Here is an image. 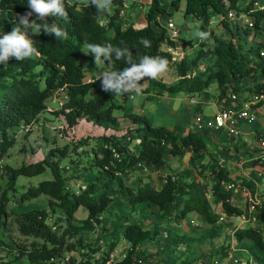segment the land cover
<instances>
[{
	"label": "trees",
	"instance_id": "trees-1",
	"mask_svg": "<svg viewBox=\"0 0 264 264\" xmlns=\"http://www.w3.org/2000/svg\"><path fill=\"white\" fill-rule=\"evenodd\" d=\"M137 1L139 0H134V4ZM183 1L182 16L198 22V32L206 34L204 40H210L209 45L204 40L198 41L194 54L189 59L182 56L174 60L165 51L166 47L174 48L176 44L168 39L165 24L167 20L171 21L168 16L170 12L161 7L160 0H148L143 14L145 25L141 27H133L122 16L123 0H113L111 12L103 15H97L96 10H80L75 3L69 6L65 0L67 19L49 16L46 22L55 21L67 32V39L57 40L54 35L41 32L32 37L38 55L23 61L10 58L6 64H0V172L7 176L10 190H14L19 176L32 178L46 170L50 176L35 185L28 184L19 192L21 202L41 198L45 200V205L18 214L11 213L10 216L20 236L33 238L40 241V244L33 242L29 249L12 251L1 248L0 240V249L7 252L6 260L0 261V264H136V250L142 243L154 240L158 233L138 222L129 221L128 215L123 212L109 224L111 239L106 245L88 244L84 240L76 244L67 243V238L93 230L95 224L101 223L98 217L117 201L131 210L137 206L150 208L159 218H172L174 221L184 220L188 214L194 213L208 226L205 238L217 236V217L197 197L187 195L176 210H173L172 206L177 198L190 189L187 184L171 182L169 176L164 183H158L157 188L145 181L131 190L125 183L127 174L139 169L137 165L158 170L167 167L168 158H180L186 152H190L189 160L192 161L193 156L206 151L202 136L195 132L177 136L163 127L153 126L144 115L135 113L123 114L124 118L136 125L133 134L126 132L116 135L114 132L119 130V121L113 112L122 107L115 104L105 92L85 99L96 84L95 81H83L84 72L76 63L83 44L110 43L114 46H127L137 62L140 55L166 58L167 67L172 69L176 77L175 82L165 85L158 78L146 80L148 86L151 85L160 92L183 93L192 97L206 93L211 85H215V102L224 107L229 106L232 95L260 93L264 85V0ZM169 3L176 9L174 0ZM27 10V0H0V16L5 19L0 22V32L10 31L15 14H23ZM228 13L233 18L239 15L247 18L248 24L240 25L237 18L234 24L235 29L240 30V35L249 38L247 47L244 40H239L236 35L221 40L213 37L210 32L206 33L209 21L219 17L218 24L231 34ZM160 15L166 17L163 24L159 22ZM30 19H35V15ZM141 37H146L151 46L145 48L141 45ZM183 45L181 43L179 47L183 49ZM260 53H263L262 57L259 56ZM112 57V63L104 62L110 71L130 66L123 59L115 60V53H112ZM200 63H203L200 70L196 74H190L191 68L198 67ZM142 81L144 79L140 82ZM59 92L63 94L64 100L53 115L61 120L65 129H72L79 121H84L100 129L103 134L53 148L36 164L20 165L18 168L2 165V158L15 144L16 130L20 127H32L48 111L46 101ZM253 107H264V100ZM64 159H69L70 164H83L84 168L94 171V179L76 190L71 189L65 183L64 168L59 167ZM252 164L258 165L264 174V158L261 161L259 157H255ZM201 167L203 169L204 165ZM210 174L214 182L212 193L219 200L224 215H246L254 220L253 224H247L244 228L232 229L231 238L236 243L248 241L250 245L246 248L251 254L255 250L264 255V206L252 204L250 212L246 206H232L229 202L230 192L223 188V184L232 182L228 172L215 167L211 168ZM233 184L252 191L247 183ZM4 202H0V238L5 235ZM79 208L85 212V218L76 224L74 214ZM55 212L61 215L57 217L55 225L58 222L65 225L60 231V228L55 229L56 226L53 228L47 224L49 216ZM119 240L127 244L126 252L120 261L109 263V256ZM192 241L188 236L168 233L164 239L167 246L174 247H188ZM60 257H66V260L62 263L49 262L50 259ZM255 260L264 263L258 255ZM180 264L189 263L182 261Z\"/></svg>",
	"mask_w": 264,
	"mask_h": 264
},
{
	"label": "rangeland",
	"instance_id": "rangeland-1",
	"mask_svg": "<svg viewBox=\"0 0 264 264\" xmlns=\"http://www.w3.org/2000/svg\"><path fill=\"white\" fill-rule=\"evenodd\" d=\"M68 2V0H66ZM148 1V0H147ZM172 0H160V5L170 12V17L173 27L178 30L177 42L183 43V49L180 48V52L183 56H187L189 59L194 54L196 44L201 39L196 35L198 32V22L193 21L190 18H184L182 16L183 0H174L176 2L175 7L170 5ZM71 3H75L76 7L80 10H88L89 12L96 10L94 7H85L78 3V0H71ZM144 6L146 4H137V6ZM134 0H123V15L126 17L134 10ZM145 10V8H144ZM234 14L233 12H231ZM2 15V14H0ZM219 18V17H218ZM218 18L211 19L206 27V33H211L213 37L221 40H227L231 35L238 36L239 40H244V45L247 47L249 38H245L240 35V30L235 29V22L238 19L240 25L248 24L246 17L239 15L238 17L232 16L229 18V28L232 30L231 34L223 29L218 24ZM160 24L166 20L165 15L159 16ZM3 16H0V22H4ZM236 30V32H234ZM167 33V31H166ZM206 41V40H204ZM209 45L210 40L206 41ZM82 45L81 54L76 59L78 67L86 73L88 77L93 76L100 69L104 68V63L96 65L94 63L95 54L88 53L85 55L83 51H86ZM199 46V45H198ZM174 60L180 59L177 55L170 54ZM203 63H200L198 67L191 68L190 74H196L198 69L202 67ZM94 73V74H93ZM164 83L176 79L172 73V69H167L160 73L157 77ZM100 85L96 84L86 95L85 99H91L100 92H104L100 89ZM111 97L112 93L105 92ZM206 95V97H205ZM216 95L215 85H211L206 93L192 96L193 105H189L187 99L183 102H176L172 100L171 105L169 100L154 99L149 103L139 106L142 101L135 99L132 103V113L135 111L144 113V116L148 118L151 124L155 127H163L174 133H183L184 128L187 126L188 117L187 114L193 112V106L199 103L200 99L205 97L206 105L201 113L202 124L206 125L208 119L215 111L214 101ZM152 99V98H151ZM63 94L57 93L54 98L46 101V108L49 110L44 112L34 125L30 128H18L16 130L15 144L12 149L8 151L6 156L2 158L1 164L9 166L11 168H18L20 165H32L40 162L49 150L53 148H60L66 144H73L79 139L99 137L103 134L100 129L79 121V123L72 129H65L61 120L53 115V112L57 110V105L63 102ZM115 104L116 102L113 101ZM135 103V104H134ZM179 104V105H178ZM221 104V103H219ZM153 105L152 109L150 107ZM120 106V105H119ZM156 106V107H155ZM196 107V106H194ZM124 109V108H123ZM116 110L113 113L119 119L120 127L116 135L133 134L136 125L129 122L123 117V114L130 113L129 109ZM198 117H195V119ZM194 119V122H195ZM195 124V123H194ZM183 127V128H179ZM243 132L240 128L239 134L236 137H226L218 142L215 147L209 146L210 154L200 153L199 156H193V160L190 161L184 154L180 158H168L167 167L164 168L163 173L153 169H134L125 177V183L131 190H135L139 184L147 181L153 187H158V183L162 184L161 180L164 177L173 176L175 181L190 186L187 193L177 198L176 203L172 206L173 210H176L178 204L187 195H193L199 200L206 203L210 210L215 214L217 218L221 217L222 221H216L215 228L217 230V236L215 238H205L208 226L194 213L188 214L184 220L174 221L172 218H159L158 214L150 208L137 206L131 210L121 202L117 201L111 204L108 209L101 214L98 218L101 223L95 224L93 230L89 232H83L74 237L67 238V243L76 244L78 241H85L88 244H98L99 246L106 245L111 239V233L109 224L113 222L117 216H120L121 212L128 215L129 221L138 222L143 226L151 230H156L158 236L151 241L142 243L136 250V261H140L139 264H180L185 261L189 264H264L255 260V256H260L264 260V255L257 253L253 250V254L248 251L246 247L250 245L248 241L236 243L231 238L232 229L244 228L245 216L239 217H226L220 208V202L216 195L212 193L211 187L214 185L211 179V168L220 167L229 173L232 183H247L251 186L252 191H249V197L242 196V194L234 189L230 192V204L237 208H243L246 206L248 212L251 211V205H263L264 206V174L258 165H253L252 162L260 152L257 149V145L263 143L264 147V108H258L256 111L255 121L250 126H243ZM113 132V131H112ZM244 133V134H243ZM246 133V134H245ZM113 134V133H111ZM128 135V134H127ZM210 140L207 139V145ZM234 146V148H232ZM188 153V152H187ZM185 160V161H184ZM204 165L202 169L201 166ZM83 164H70L69 159H64L60 162L59 167L65 170V183L73 190L78 187H82L86 182L94 179V171L88 170L83 167ZM6 175L0 172V202H4L3 225L5 235L1 240V248L15 251L16 249H29L30 244H40V241L30 237H22L18 234L16 226L12 223L10 216L11 213H21L31 208L38 206H44L45 200L38 198L30 201L21 202L19 200V192L25 188L28 184L35 185L37 182L45 179H49V172L46 170L43 174L32 178H26L19 176L14 185V190H10L7 186ZM222 185V184H221ZM223 190V188H221ZM61 216L59 212H55L54 215H50L47 224L53 228H60L59 231L64 228L63 223H56L57 217ZM122 216V215H121ZM85 218V212L82 208L74 214V222L79 224ZM244 218V220H243ZM168 234H178L190 237L193 241L188 247L179 245L177 247L167 246L164 242L165 236ZM127 249V244L122 240H119L113 252L109 256V263H116L120 261ZM6 251L0 249V261L6 260ZM75 253H73L74 255ZM137 264V263H136Z\"/></svg>",
	"mask_w": 264,
	"mask_h": 264
},
{
	"label": "clouds",
	"instance_id": "clouds-1",
	"mask_svg": "<svg viewBox=\"0 0 264 264\" xmlns=\"http://www.w3.org/2000/svg\"><path fill=\"white\" fill-rule=\"evenodd\" d=\"M112 2L113 0H78V3L85 7H94L97 15L110 13ZM68 4L71 6V0H68ZM27 8L28 10L23 14H15L10 31L0 32V64H6L10 58L23 61L38 55V49L32 37L40 35L41 32L49 36L54 35L57 40L67 39V32L61 29L55 21L46 22L49 16L67 19L65 0H27ZM33 15L35 19H30ZM196 35L203 39L206 34L197 32ZM139 43L145 48L151 46V42L146 37H141ZM84 48L86 49L83 51L85 55L95 54L94 63L96 65L105 61L112 63V53H115V60L123 59L130 65L118 71H105L97 77V80H100L101 90L115 96L132 93L140 95L144 89V84L140 81L156 79L168 66V60L158 55H140L137 62L127 46L86 43Z\"/></svg>",
	"mask_w": 264,
	"mask_h": 264
},
{
	"label": "crops",
	"instance_id": "crops-1",
	"mask_svg": "<svg viewBox=\"0 0 264 264\" xmlns=\"http://www.w3.org/2000/svg\"><path fill=\"white\" fill-rule=\"evenodd\" d=\"M147 3H148L147 0H139V1H137L135 3V8H134V10L137 9V12L136 13L132 12L130 15H127L125 17L126 21L128 23L132 24L133 27H141V26L145 25V21H144L143 14H144V8L146 7ZM137 4H143V5L146 4V5H144V6L138 5L137 6ZM105 71H110V70H109L108 67L104 66V68L100 69L99 72H97L96 74L93 73L94 75L91 76V77H88L86 75V73H85L84 74L83 81L88 82L89 80H95V84H99L100 85V80H97V77L100 76ZM158 79H160V78H158ZM175 80L176 79H172V81H170L168 83H164L162 80H161V82L163 84H165V85H170V84L174 83ZM140 83L141 84H144V89H143V91H142V93L140 95H135L134 93H132V94H125V95H122V96H115V95L112 94V96H113L112 97V100L115 101L117 105H120L122 107V109L123 108L124 109H129L130 110V113H132V111H131L132 110V106H133L132 103L135 101V99L139 100L141 98L140 101H142V102L139 105L141 107L144 106L143 104L149 103V101L156 100V99H154L153 96H155L157 99H162L163 98V99H165V101L166 100H169V102H170L171 105L173 104L172 100H174L176 102H179V104H180V102H183V100H185V99H187V101L192 100V97H189L188 95L183 94V93L167 94V93H164V92H160V91H158L157 88H155V87H153L151 85L148 86L147 81H142ZM205 97H206V95H205ZM205 97L199 100L200 101L199 102L200 104L197 106L198 108L197 107H194L195 106L194 105L193 106V108H194L193 112L190 113V114H187V116H189V117L187 119L188 120L187 126L183 129L184 132L183 133H181V132L174 133L173 131L172 132L175 135H177V136H184L188 132L199 133L202 136V138H203V140L205 142V145H206V151L205 152L208 153V154H210L209 151H211V150H210L209 146L215 147L217 145L216 141L218 142V144H221V143H219V141L223 140L226 135L224 134L223 131L218 130V129H215V128H211V126H209V125H204L203 126V124H202V118H201V113L203 111L204 106L206 105ZM188 104H189V102H188ZM214 106H215V111H214L213 114L217 113L222 108H225L223 105L217 104L215 101H214ZM152 107H153V105L150 107V110L152 109ZM260 108H262V107H260ZM135 114H141V113L135 111ZM142 115H144V113H142ZM195 117H199L201 119V123H200L199 126H197L196 124H194L195 123L194 122ZM210 118L208 119V121L210 120ZM243 126L246 127L245 124H242V123L238 124V129L240 130V128H241L242 129V132H243V129H244ZM119 127H120V123H119ZM179 128H183V127H179ZM220 138H221V140H220ZM207 139L210 140V143L208 145H207ZM232 148H234V147H232ZM185 155L189 159V157H190L191 154H190V152H188V153L186 152ZM170 159H172V158H170ZM164 168L165 167H163L161 169H158L156 171H158V173H163Z\"/></svg>",
	"mask_w": 264,
	"mask_h": 264
},
{
	"label": "built area",
	"instance_id": "built-area-1",
	"mask_svg": "<svg viewBox=\"0 0 264 264\" xmlns=\"http://www.w3.org/2000/svg\"><path fill=\"white\" fill-rule=\"evenodd\" d=\"M227 18H232L231 13L227 14ZM165 28L167 30L168 39L176 44L174 48L166 47L165 51L169 52L170 54L177 55V57L179 58L182 57L183 55L180 52V47L177 42L178 30L173 27L170 20L166 21ZM259 56L262 57L263 53H260ZM93 81L95 80H89L88 82ZM230 100L231 102L229 106L222 108L220 111L213 114L210 120L206 123V125L211 126V128L223 131L227 137H236L239 134L238 124L242 123L247 126H250L255 121L256 111L258 108H254L253 106L259 101L264 100V85L262 91L258 94H242L240 96L232 95L230 96ZM188 102L190 105H193L192 100H189ZM57 106H60V104H58ZM200 123L201 119L199 117L196 118L195 124L199 126ZM257 149L260 150L257 157H259V159L262 161L264 158L263 143L258 144ZM137 166V168L142 167L144 169V166L142 165ZM168 178L171 182L175 181V178L173 176H169ZM166 179V177L162 178L161 182L164 183ZM223 188L227 192H233L234 189H237L242 194V196L249 197V191L244 186L235 187L233 183L228 182L223 184ZM242 217H244V215H242ZM245 218L246 225H251L254 223L253 218H250L249 216H245ZM217 220L222 221V218L219 217L217 218ZM65 260L66 257H60L58 259H50L49 262L62 263V261ZM137 263L139 264L140 261H137Z\"/></svg>",
	"mask_w": 264,
	"mask_h": 264
}]
</instances>
